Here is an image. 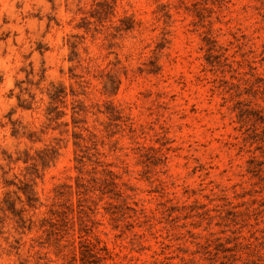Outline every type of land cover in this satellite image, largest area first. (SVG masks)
<instances>
[{
  "label": "rangeland",
  "instance_id": "obj_1",
  "mask_svg": "<svg viewBox=\"0 0 264 264\" xmlns=\"http://www.w3.org/2000/svg\"><path fill=\"white\" fill-rule=\"evenodd\" d=\"M0 264H264V0H0Z\"/></svg>",
  "mask_w": 264,
  "mask_h": 264
}]
</instances>
